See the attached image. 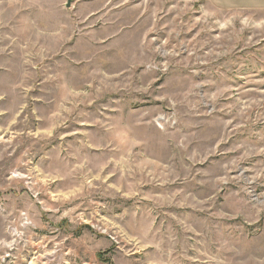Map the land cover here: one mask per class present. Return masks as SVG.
<instances>
[{"label": "rangeland", "instance_id": "374dc122", "mask_svg": "<svg viewBox=\"0 0 264 264\" xmlns=\"http://www.w3.org/2000/svg\"><path fill=\"white\" fill-rule=\"evenodd\" d=\"M0 264H264V10L0 0Z\"/></svg>", "mask_w": 264, "mask_h": 264}, {"label": "crops", "instance_id": "0c3cea01", "mask_svg": "<svg viewBox=\"0 0 264 264\" xmlns=\"http://www.w3.org/2000/svg\"><path fill=\"white\" fill-rule=\"evenodd\" d=\"M220 8L264 10V0H205Z\"/></svg>", "mask_w": 264, "mask_h": 264}, {"label": "water", "instance_id": "95a60500", "mask_svg": "<svg viewBox=\"0 0 264 264\" xmlns=\"http://www.w3.org/2000/svg\"><path fill=\"white\" fill-rule=\"evenodd\" d=\"M70 5V0H67V7Z\"/></svg>", "mask_w": 264, "mask_h": 264}]
</instances>
